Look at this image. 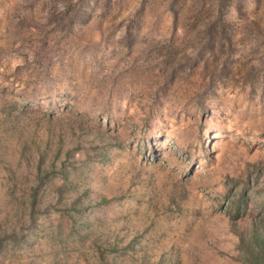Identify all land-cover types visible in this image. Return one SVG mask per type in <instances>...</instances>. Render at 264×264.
<instances>
[{"label":"rangeland","instance_id":"374dc122","mask_svg":"<svg viewBox=\"0 0 264 264\" xmlns=\"http://www.w3.org/2000/svg\"><path fill=\"white\" fill-rule=\"evenodd\" d=\"M40 157L69 175L32 223ZM17 218L0 264H254L264 0H0V220Z\"/></svg>","mask_w":264,"mask_h":264},{"label":"trees","instance_id":"16d2710c","mask_svg":"<svg viewBox=\"0 0 264 264\" xmlns=\"http://www.w3.org/2000/svg\"><path fill=\"white\" fill-rule=\"evenodd\" d=\"M54 161H55V158H54ZM43 163H44V157H40L39 165H38V173L36 177L38 184L37 186H34L32 188V193H31L33 200L31 201V204L28 207L26 206V209H24L25 212L23 211L24 213H26L27 209H30V216L32 217V220H31L32 223H35L34 220H35L36 214L37 212L40 211V209L37 207V203H38L37 197L40 191V187H42L46 181L51 179L50 177L51 172L53 173V175L57 173H61V175L65 179H67L69 175V172L67 171L64 165H62V168L59 171H54V169H52L53 167L52 168H42ZM244 199H245V195L242 196L241 201L238 203L237 210L240 209V206L242 205ZM21 203H24V201ZM22 206L25 207V205H22ZM24 213H22V215H24ZM19 222L20 221H18V218L13 221L12 225L8 222L7 219H5V221L0 220V249L5 248L9 242H12L14 244H19L20 242L24 240L25 235L20 234V232L24 229V227H23V224L18 227ZM252 241H253V245H256L261 252L255 253L254 248L252 249L250 248L251 251H246L250 254V257L248 258H250V261L254 264L263 263L264 262V233L255 231L253 234Z\"/></svg>","mask_w":264,"mask_h":264}]
</instances>
